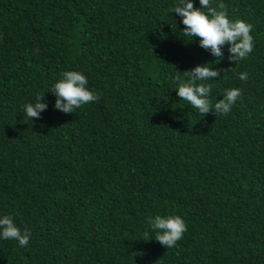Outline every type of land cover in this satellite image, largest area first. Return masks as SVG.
<instances>
[{
	"label": "trees",
	"instance_id": "1",
	"mask_svg": "<svg viewBox=\"0 0 264 264\" xmlns=\"http://www.w3.org/2000/svg\"><path fill=\"white\" fill-rule=\"evenodd\" d=\"M178 3L0 0V218L32 233L0 239V264H264V0H223L253 25L236 64L183 35ZM206 63L227 70L207 82L213 105L242 91L228 115L177 95L175 78ZM65 71L100 99L55 110ZM156 215L185 220L175 247L146 240Z\"/></svg>",
	"mask_w": 264,
	"mask_h": 264
},
{
	"label": "clouds",
	"instance_id": "2",
	"mask_svg": "<svg viewBox=\"0 0 264 264\" xmlns=\"http://www.w3.org/2000/svg\"><path fill=\"white\" fill-rule=\"evenodd\" d=\"M200 7H194L193 0H179V3L170 9L181 17L184 25L183 35L185 37H198L199 46L211 53L216 62L223 58L222 48L228 45V59L236 64L246 59L254 49V37L251 34L253 25L243 20H230L227 14V6L223 0L213 6V0H199ZM225 69H213L210 64L197 65L191 70L183 73L190 77L187 81L179 76L175 79L178 82L177 95L181 101H187L192 108L198 110L201 116L210 112L216 115H228L235 103L241 99L242 91L239 88L226 89L223 98L217 100L213 105L209 99L213 78L220 76ZM246 72L239 73V79L247 80ZM87 77L79 71H65L62 78L54 83L51 93L56 97L55 110L62 113H74L83 105L97 102L100 94L89 90ZM44 101V93L38 94L34 104L24 106L26 119L33 122V118L39 119L48 104ZM148 223L155 233L149 236L146 232V240L153 237L166 249L173 248L183 238L187 231L184 219L179 215L149 217ZM31 231L25 228L23 231L16 226L12 217L0 218V239L18 241L20 247H26L31 238Z\"/></svg>",
	"mask_w": 264,
	"mask_h": 264
}]
</instances>
